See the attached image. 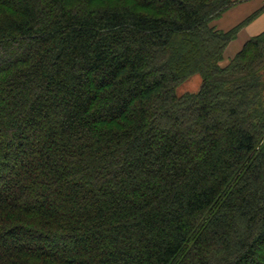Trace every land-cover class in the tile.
I'll return each mask as SVG.
<instances>
[{
	"label": "trees",
	"instance_id": "1",
	"mask_svg": "<svg viewBox=\"0 0 264 264\" xmlns=\"http://www.w3.org/2000/svg\"><path fill=\"white\" fill-rule=\"evenodd\" d=\"M240 0H0V264H264V31ZM196 93L177 87L192 76Z\"/></svg>",
	"mask_w": 264,
	"mask_h": 264
},
{
	"label": "crops",
	"instance_id": "2",
	"mask_svg": "<svg viewBox=\"0 0 264 264\" xmlns=\"http://www.w3.org/2000/svg\"><path fill=\"white\" fill-rule=\"evenodd\" d=\"M248 1H251V2L249 4H246L247 5L246 7L248 9L245 10L246 11L245 14H247V16L251 15L254 11H256L257 9H259L260 7H262L264 5V3H259V2H262L264 0H248ZM254 6H255V8L253 10L247 12L248 10L252 9ZM228 13H229V11L222 14V16L219 19H217L213 22L212 26L217 28L218 30H221V31L229 30L230 27H232L235 22L232 23L231 20H229ZM243 13H242V16L245 15ZM244 19L245 18H243L242 20H244ZM215 22H218V25H215ZM262 31H264V10L260 13V15H258L255 19H253L250 24H248V25H246L240 29V31L238 32L239 33L238 37H240V38H236L235 40L230 42V44H228V47L226 48V51H225L226 54H224V59H225V56L227 55V53L230 52V55L226 56V60H228V59L230 60L232 57V53L238 52L239 46L240 45L242 46V44H243L242 41L245 40V37L255 36V35L261 33Z\"/></svg>",
	"mask_w": 264,
	"mask_h": 264
},
{
	"label": "rangeland",
	"instance_id": "3",
	"mask_svg": "<svg viewBox=\"0 0 264 264\" xmlns=\"http://www.w3.org/2000/svg\"><path fill=\"white\" fill-rule=\"evenodd\" d=\"M245 1V2H244ZM248 0H240V2H238L236 5H234L232 8H230L228 11H229V13H228V18H229V20H231V22L232 23H234V25L232 26V27H230V29H232L233 27H235V26H237L238 24H240L241 22H243V18H247L248 16H247V14H245L246 13V9H248L246 6V4H249L251 1H248ZM243 2V3H242ZM253 3V2H252ZM259 3H264V1H262V2H259ZM254 4V3H253ZM255 8V6L252 8V9H250V10H248L247 12H249V11H251V10H253ZM227 12V11H226ZM225 12V13H226ZM244 12V13H243ZM242 13L243 14H245L244 16H242ZM260 15V14H259ZM247 16V17H246ZM244 19V20H245ZM215 21V20H214ZM214 21H212V23H211V25H213V22ZM237 21V22H236ZM230 22V21H229ZM251 22H249V23H247V24H245L244 26H246V25H248V24H250ZM215 25H218V22H215ZM243 26V27H244ZM242 28V27H241ZM240 28V29H241ZM217 29V28H216ZM229 29V30H230ZM240 29H239V31H240ZM229 30H226V31H229ZM238 31V32H239ZM237 32V35H236V37H235V39L236 38H240V37H238L239 36V33ZM250 37H245V40H243L242 41V43L244 44V42L247 40V39H249ZM234 39V40H235ZM232 42V41H231ZM230 44V43H229ZM240 44V43H239ZM242 44V45H243ZM228 47V46H227ZM226 47V48H227ZM240 48H241V45L239 46V50H240ZM238 50V51H239ZM225 51H226V49H225ZM224 51V54H226V52ZM230 51V50H229ZM237 53V52H236ZM236 53H232V57H234V55L236 54ZM227 55H230V52L229 53H227ZM226 55V56H227ZM226 56H225V59H224V55H223V60L221 61V66H225L227 63H228V60H226ZM231 57V58H232ZM200 84H201V80H200V78L198 77V75H194V76H192L191 78H189L186 82H183V83H181L180 85H178V87H177V93L179 94V95H181V94H185V93H196L198 90H199V87H200Z\"/></svg>",
	"mask_w": 264,
	"mask_h": 264
}]
</instances>
